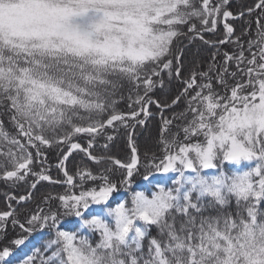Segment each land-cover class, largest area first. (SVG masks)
<instances>
[{
  "label": "snow or ice",
  "instance_id": "6c2138e0",
  "mask_svg": "<svg viewBox=\"0 0 264 264\" xmlns=\"http://www.w3.org/2000/svg\"><path fill=\"white\" fill-rule=\"evenodd\" d=\"M0 189V264H264V0H0Z\"/></svg>",
  "mask_w": 264,
  "mask_h": 264
},
{
  "label": "trees",
  "instance_id": "16d2710c",
  "mask_svg": "<svg viewBox=\"0 0 264 264\" xmlns=\"http://www.w3.org/2000/svg\"><path fill=\"white\" fill-rule=\"evenodd\" d=\"M248 2H251V0H248ZM194 51H201L202 55L208 56L210 54V49L207 46L197 44L196 46H193ZM144 137H141V141L143 142ZM79 162V157L77 158V161ZM126 194L122 193L118 199L123 200L125 198ZM5 207V200H4V191L3 189H0V210H3ZM37 237V240L40 239L39 233L34 234Z\"/></svg>",
  "mask_w": 264,
  "mask_h": 264
}]
</instances>
